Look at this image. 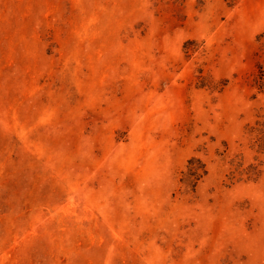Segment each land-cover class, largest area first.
Listing matches in <instances>:
<instances>
[{"label":"rangeland","instance_id":"rangeland-1","mask_svg":"<svg viewBox=\"0 0 264 264\" xmlns=\"http://www.w3.org/2000/svg\"><path fill=\"white\" fill-rule=\"evenodd\" d=\"M0 264H264V0H0Z\"/></svg>","mask_w":264,"mask_h":264},{"label":"trees","instance_id":"trees-1","mask_svg":"<svg viewBox=\"0 0 264 264\" xmlns=\"http://www.w3.org/2000/svg\"><path fill=\"white\" fill-rule=\"evenodd\" d=\"M197 159L195 157H192L190 160H189V164H193ZM203 167H205V164H202ZM198 168H195L194 169V172H192L193 168L192 166L189 168V171L187 173H185V178H184V181H194V184L193 185H196V181L198 179H200L204 174H207V169L204 168V171L202 174H199L198 171H197ZM194 176V180L191 178ZM196 180V181H195Z\"/></svg>","mask_w":264,"mask_h":264}]
</instances>
